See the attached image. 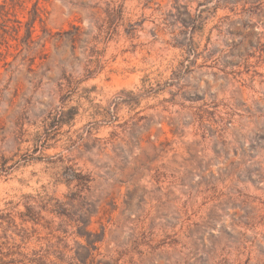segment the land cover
I'll use <instances>...</instances> for the list:
<instances>
[{
    "label": "rangeland",
    "instance_id": "1",
    "mask_svg": "<svg viewBox=\"0 0 264 264\" xmlns=\"http://www.w3.org/2000/svg\"><path fill=\"white\" fill-rule=\"evenodd\" d=\"M0 264H264V0H0Z\"/></svg>",
    "mask_w": 264,
    "mask_h": 264
}]
</instances>
